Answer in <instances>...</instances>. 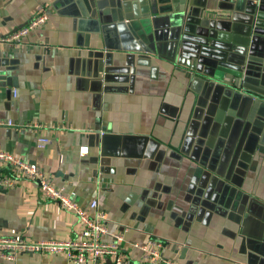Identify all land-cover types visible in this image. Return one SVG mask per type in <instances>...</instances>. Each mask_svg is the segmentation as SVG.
I'll return each mask as SVG.
<instances>
[{
	"label": "crops",
	"instance_id": "crops-1",
	"mask_svg": "<svg viewBox=\"0 0 264 264\" xmlns=\"http://www.w3.org/2000/svg\"><path fill=\"white\" fill-rule=\"evenodd\" d=\"M39 12L47 21L19 46L0 44V149L91 214L97 199L104 239L123 234L134 264H155L134 246L149 239L163 242L159 264H264V0H0V34ZM104 133L151 136L159 151L102 155ZM82 229L26 177L0 189L2 236ZM0 264L72 263L20 253Z\"/></svg>",
	"mask_w": 264,
	"mask_h": 264
},
{
	"label": "built area",
	"instance_id": "built-area-1",
	"mask_svg": "<svg viewBox=\"0 0 264 264\" xmlns=\"http://www.w3.org/2000/svg\"><path fill=\"white\" fill-rule=\"evenodd\" d=\"M48 19L45 12H39L29 22L7 34H0V44L19 46L25 36L34 28L44 24ZM49 142L47 137H38L37 146L44 147ZM81 155L89 153L88 146H81ZM2 164L11 168L10 173H5ZM26 177L34 181L47 199L55 200L66 210L76 214L83 225L81 238L75 240H30L19 236L0 235V260L14 262L20 253H49L62 254L72 264H103L102 258H111L114 264H134L131 258L124 252L121 233H112V240H105L109 234L107 215L99 209V202L94 199L89 207L93 213H89L80 205L65 187L57 186L51 182L47 174L37 165L0 149V189L11 187L16 178ZM143 258L159 264L163 262V242L157 239H149L146 243L134 242ZM167 264H179L175 260H167Z\"/></svg>",
	"mask_w": 264,
	"mask_h": 264
},
{
	"label": "water",
	"instance_id": "water-1",
	"mask_svg": "<svg viewBox=\"0 0 264 264\" xmlns=\"http://www.w3.org/2000/svg\"><path fill=\"white\" fill-rule=\"evenodd\" d=\"M168 1L170 0H161L163 3ZM165 9L167 10L169 8L165 7ZM88 10L93 14L94 9L92 6L88 7ZM118 23L121 30L128 31V26L125 21L120 20ZM244 44L247 45L246 42ZM238 49L242 52L241 47ZM244 51L245 50H243V52ZM1 77L2 75H0V78ZM99 145L102 155L151 158L157 155L160 142L155 138L146 135L104 133L99 137Z\"/></svg>",
	"mask_w": 264,
	"mask_h": 264
}]
</instances>
